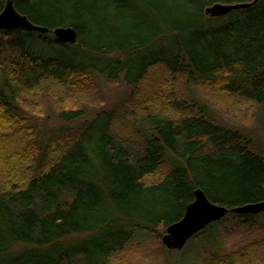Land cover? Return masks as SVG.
<instances>
[{
	"label": "trees",
	"instance_id": "16d2710c",
	"mask_svg": "<svg viewBox=\"0 0 264 264\" xmlns=\"http://www.w3.org/2000/svg\"><path fill=\"white\" fill-rule=\"evenodd\" d=\"M11 1L48 32L0 30V264H111L131 242L160 239L197 189L228 210L264 201V154L202 102L210 94L251 105L264 132V0ZM215 4L250 6L212 18L204 11ZM60 27L74 29L77 42L54 40ZM95 74L132 86L122 112L97 113L73 134L26 115L24 98L45 81L51 98L68 101L95 94ZM68 105L60 121L85 116L83 105ZM263 214L229 213L177 254L185 259L201 236L256 226ZM259 229L247 248L202 264L264 262Z\"/></svg>",
	"mask_w": 264,
	"mask_h": 264
},
{
	"label": "rangeland",
	"instance_id": "374dc122",
	"mask_svg": "<svg viewBox=\"0 0 264 264\" xmlns=\"http://www.w3.org/2000/svg\"><path fill=\"white\" fill-rule=\"evenodd\" d=\"M155 70V69H154ZM159 72L163 74V71ZM120 75L116 81H108L102 75L95 74L90 77L94 86V93L82 97L73 98L68 101L59 98H51L56 95L54 84L45 81L34 94L24 98L23 107L26 109L27 116L33 122L43 126L44 130L51 133L67 132L73 134L75 128L84 120H91L100 112H122L128 104V98L132 93V86L126 84ZM60 93V92H59ZM80 96V95H77ZM202 102L209 106L211 116L222 126L240 129L253 139L257 150L264 154V132L259 123L253 121L251 115V105H239L235 108L233 103L227 102L222 96H212L207 94ZM70 99V98H69ZM82 102H78L82 100ZM66 101V104H65ZM79 108L84 106L85 116L77 121L65 123L58 119V112L66 108ZM126 120V119H125ZM128 121V119L126 120ZM117 125H120L117 121ZM121 133V134H120ZM118 138L124 139L130 145L134 144L125 132H120ZM254 145V146H255ZM264 224V214L258 218V225L252 227H236L234 229L219 230L218 235H214L210 241L201 240V237L194 240L186 249L185 259L181 260L179 251H169L162 248L161 238L157 234H147L143 239L135 240L127 245L126 249L114 256L111 264H202L210 260V255L214 252H234L238 249L247 248V246L260 238V226ZM161 237L163 231H158ZM157 232V233H158ZM24 249V246H18L12 250L17 252ZM183 251V250H181ZM239 264H242L239 262ZM245 264V263H244ZM249 264H264L262 261L251 260Z\"/></svg>",
	"mask_w": 264,
	"mask_h": 264
},
{
	"label": "water",
	"instance_id": "95a60500",
	"mask_svg": "<svg viewBox=\"0 0 264 264\" xmlns=\"http://www.w3.org/2000/svg\"><path fill=\"white\" fill-rule=\"evenodd\" d=\"M250 4L222 5L215 4L207 8L204 12L212 18L223 17L238 9L249 8ZM37 31L47 33L46 28L35 27L30 21L17 13L11 0H7L4 9L0 13V30ZM52 36L59 43L75 44L77 34L71 27L55 28L51 31ZM202 190L194 192V201L185 209L183 218L179 222L169 225L161 237L162 245L169 251H179L196 234L202 231L207 225L222 219L229 213L248 215L258 214L264 210V201L247 204L232 210L223 206L215 205L209 200Z\"/></svg>",
	"mask_w": 264,
	"mask_h": 264
}]
</instances>
